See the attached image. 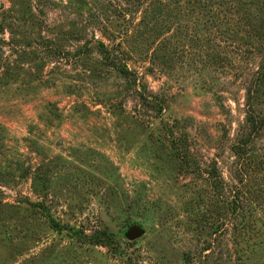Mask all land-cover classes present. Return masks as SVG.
I'll use <instances>...</instances> for the list:
<instances>
[{"label": "rangeland", "instance_id": "rangeland-1", "mask_svg": "<svg viewBox=\"0 0 264 264\" xmlns=\"http://www.w3.org/2000/svg\"><path fill=\"white\" fill-rule=\"evenodd\" d=\"M263 67L264 0H0V264H264Z\"/></svg>", "mask_w": 264, "mask_h": 264}, {"label": "trees", "instance_id": "trees-1", "mask_svg": "<svg viewBox=\"0 0 264 264\" xmlns=\"http://www.w3.org/2000/svg\"><path fill=\"white\" fill-rule=\"evenodd\" d=\"M263 74H264V67L261 68L260 72H258V76L263 75ZM251 105H253V98H251V95H250L248 97V106H251ZM247 118L250 120V123H252L253 127H256L257 123H259V120H260V119H257L256 114L252 113L251 111H250V114H248ZM51 223H52L53 229H55L56 231H59V230L63 229L54 220H51ZM66 230H68V229H66ZM75 233H76V235H78V232H75ZM105 235H106V238H104V240H102V239L94 240L95 237H89V238H87V240H89V241H91L92 243H95V244H101V245H105V246L109 247L110 243H112V241H113L112 240V236L110 234H105Z\"/></svg>", "mask_w": 264, "mask_h": 264}, {"label": "water", "instance_id": "water-1", "mask_svg": "<svg viewBox=\"0 0 264 264\" xmlns=\"http://www.w3.org/2000/svg\"><path fill=\"white\" fill-rule=\"evenodd\" d=\"M139 236H140V234L138 232H136L135 234L129 235L130 238L139 237Z\"/></svg>", "mask_w": 264, "mask_h": 264}]
</instances>
